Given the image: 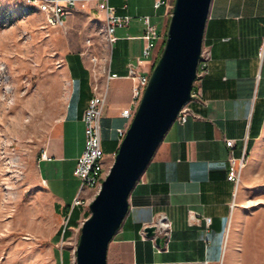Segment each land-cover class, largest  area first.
Here are the masks:
<instances>
[{"label": "crops", "instance_id": "1", "mask_svg": "<svg viewBox=\"0 0 264 264\" xmlns=\"http://www.w3.org/2000/svg\"><path fill=\"white\" fill-rule=\"evenodd\" d=\"M154 1L110 0V4L120 14H149L163 35L172 0H162L157 8ZM211 4L202 42L210 48L211 59L201 81L202 94L187 103L186 122L174 123L164 134L132 189L128 212L109 243L110 264H229L226 230L236 199L234 183L227 178L226 140H234L236 156L264 140V0H212ZM141 31L143 24L137 18L118 27V38L102 59L106 75L108 70L119 75L108 80L99 123L105 163L117 151L118 129L128 123L121 110L131 106L133 80L126 71L129 61L143 57ZM87 60L81 51L65 54L69 90L62 119L43 147L51 158L39 157L36 165L54 211L66 218L74 207L70 228L80 225L89 204L90 189H81L74 174L84 146L82 114L95 83ZM151 60L139 63V72H145ZM117 78L125 79L124 92L111 89ZM78 197L82 202L74 203ZM162 215L171 229L162 243H156L145 227Z\"/></svg>", "mask_w": 264, "mask_h": 264}, {"label": "rangeland", "instance_id": "2", "mask_svg": "<svg viewBox=\"0 0 264 264\" xmlns=\"http://www.w3.org/2000/svg\"><path fill=\"white\" fill-rule=\"evenodd\" d=\"M0 4L19 8L15 0ZM72 10L62 26L48 24L39 11L8 22L0 18V264H76L79 227L89 208L80 225L70 228V214L62 218L54 211L36 165L62 119L69 90L65 54L81 51L103 87L102 59L111 43L94 3ZM124 84L117 78L110 85L124 92ZM259 143L245 154L234 194L226 231L229 264H264V140ZM94 196L90 189L89 201Z\"/></svg>", "mask_w": 264, "mask_h": 264}, {"label": "water", "instance_id": "3", "mask_svg": "<svg viewBox=\"0 0 264 264\" xmlns=\"http://www.w3.org/2000/svg\"><path fill=\"white\" fill-rule=\"evenodd\" d=\"M212 0H173L165 37L150 70L125 135L83 220L75 249L76 264H108L111 238L130 205V194L181 108L192 99ZM156 243L164 235L148 224Z\"/></svg>", "mask_w": 264, "mask_h": 264}, {"label": "built area", "instance_id": "4", "mask_svg": "<svg viewBox=\"0 0 264 264\" xmlns=\"http://www.w3.org/2000/svg\"><path fill=\"white\" fill-rule=\"evenodd\" d=\"M19 3V8L15 6H2L0 4V18H3L8 22L12 17L26 16L32 12L39 11L45 14L48 24L53 26L65 25L68 15L75 9V7L81 2H92L94 3L95 9L102 16L104 21V34L106 40L113 44L118 36L115 34L118 27H127L132 22L133 18L141 21L143 24V31H141V38L144 40L143 46V59H136V61L128 62V71L126 76L133 80L131 89V106L124 107L122 111L128 119V123L124 127L118 129L120 140L125 135L127 126L133 117L134 109L136 108L140 96L142 95L146 83L149 79L150 70L152 64L157 57L154 55V50L158 48L160 41H163V35L159 32L157 25L152 21L149 14L132 15L129 13L120 14L116 11L113 5L110 4V0H15ZM162 3V0H155L154 7L157 8ZM161 46V45H160ZM153 56V57H152ZM201 58L198 64L196 78L193 83L192 97L200 96L202 93L201 81L204 76L209 72V61L211 59V51L209 48L202 47ZM152 57V58H150ZM97 57H91V60H96ZM151 60L149 68L145 72H139L137 65L143 60ZM106 83L103 87L98 86L99 84L95 81L93 86V93L88 98V104L82 114V121L84 125V146L81 149L80 155L77 157L75 163L74 174L80 181V187L89 188L95 195L101 187L103 179L108 173V169L113 161L116 152L111 155V161L105 163L104 152L102 150L101 141V125L100 118L102 116L104 107L107 102V84L110 78L118 77L117 72L109 73L106 72ZM190 110L188 105L185 104L179 111L174 123L184 124L187 120ZM226 145L229 147L228 160L229 165L227 168V178L232 181L235 185V191L240 185L243 168L246 164L247 157L245 152L240 156L234 155L233 147L235 146L234 140L228 138ZM40 158L49 159L51 158L45 149L40 152ZM234 191V194H235ZM235 201V200H234ZM232 202L231 207L233 208L235 202ZM81 198H76L74 203H81ZM210 221V218H207ZM154 225L157 226V234L166 237L169 235L171 229V222L164 216H160L153 221ZM229 225V223H228ZM227 231V230H226ZM110 264V263H108ZM112 264H136L129 262H117Z\"/></svg>", "mask_w": 264, "mask_h": 264}, {"label": "trees", "instance_id": "5", "mask_svg": "<svg viewBox=\"0 0 264 264\" xmlns=\"http://www.w3.org/2000/svg\"><path fill=\"white\" fill-rule=\"evenodd\" d=\"M172 3H173V0H172ZM164 37H165V32H164V34H163V39H164ZM73 210H74V207H73L72 210H71V214H72ZM88 213H89V211H88ZM71 214H70V215H71ZM70 215H69V219H70V217H71ZM63 229H64V235H66V233H67V229H65V228H63Z\"/></svg>", "mask_w": 264, "mask_h": 264}, {"label": "bare ground", "instance_id": "6", "mask_svg": "<svg viewBox=\"0 0 264 264\" xmlns=\"http://www.w3.org/2000/svg\"><path fill=\"white\" fill-rule=\"evenodd\" d=\"M229 222V221H228Z\"/></svg>", "mask_w": 264, "mask_h": 264}]
</instances>
